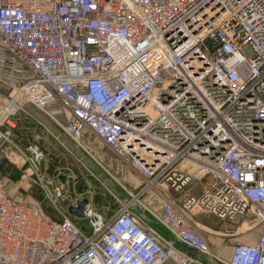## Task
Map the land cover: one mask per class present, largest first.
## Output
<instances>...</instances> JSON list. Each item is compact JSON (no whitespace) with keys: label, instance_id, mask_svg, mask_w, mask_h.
<instances>
[{"label":"built area","instance_id":"1","mask_svg":"<svg viewBox=\"0 0 264 264\" xmlns=\"http://www.w3.org/2000/svg\"><path fill=\"white\" fill-rule=\"evenodd\" d=\"M0 83V264H264V0H0ZM28 104L178 192L156 218L191 252L131 204L107 218L89 200L80 224L68 208L86 197L67 196L40 143L15 141ZM15 153L42 199L9 190ZM196 207L249 221L258 241L223 258Z\"/></svg>","mask_w":264,"mask_h":264},{"label":"rangeland","instance_id":"2","mask_svg":"<svg viewBox=\"0 0 264 264\" xmlns=\"http://www.w3.org/2000/svg\"><path fill=\"white\" fill-rule=\"evenodd\" d=\"M27 107L28 113H30L28 116L32 119H25L26 125L28 126V130H26L27 133L24 132V134H20L21 137H17V139H20L22 143L17 140L15 141L21 146H25L30 142H38L45 150L46 159L54 157L52 161L48 160L46 164L50 166V168H57V170L50 172L55 174L62 173L69 176L67 196L70 195L73 196V198L86 197L89 200H92L97 210L103 213L107 218L116 214L118 211H124L129 204L132 205L134 203L135 199L141 202L143 199H156L153 204L147 201V206H158L155 212L159 213L161 211L162 206L165 203V199L159 191H154V189H156V187L160 184H156L155 186L151 185L152 182H150V177H148L145 172L117 157L108 146L102 143L100 139L92 133H87L88 135L85 139V143L83 141L79 144L73 139H70L67 135H65L62 128V126L66 123V116L64 114H58L56 116L57 120H55L44 111L35 108L32 105L28 104ZM43 133L45 136L49 137V140L53 141L52 143L54 146L47 148L45 146L46 144L42 145L41 142L43 139L39 136L43 135ZM53 134L56 137H62L65 145H69V148L72 151V153L69 154L70 156L67 158L61 157L59 151H63L64 148H67L66 146L63 147ZM64 152L68 153L67 150H64ZM15 154V157H12V161L4 158L1 163V170L9 186V190L11 193H16L20 197L29 200L42 198L43 194L41 196L40 187L31 182L30 178L29 179L32 185H28V177L24 173L28 164L19 168L18 166L23 165L24 161L17 156L18 153ZM94 157L98 158L99 163L94 160ZM79 159L85 165L80 166ZM191 173L197 178L192 189L195 193L196 183H200L201 180L206 181V178L203 177L200 179L202 177L200 169H193ZM18 186H20V188H18ZM145 187L146 189H144ZM200 188L201 186L197 187V192L201 190ZM133 195L135 197H131ZM65 199L66 197L60 201L62 206L65 205ZM196 208L203 211L204 214L208 216L210 215V217L220 223L236 225V229L242 221L221 219L201 207ZM79 223L85 226L88 224L87 220L83 218L79 220ZM248 224L251 223L248 222ZM248 224L246 223L244 228L240 230L243 231L244 229H247ZM228 227L230 229L232 226L229 225ZM231 237L232 241L230 244L233 241H241L236 236Z\"/></svg>","mask_w":264,"mask_h":264},{"label":"crops","instance_id":"3","mask_svg":"<svg viewBox=\"0 0 264 264\" xmlns=\"http://www.w3.org/2000/svg\"><path fill=\"white\" fill-rule=\"evenodd\" d=\"M5 91V87L2 83H0V92ZM66 116V114H64ZM67 118V117H66ZM25 119H32L31 117L28 116H24L22 117V122H21V129L22 128H27L28 126L26 125V121ZM32 121V120H31ZM33 122V121H32ZM63 128V126H62ZM63 132L65 133V135H67L70 139H72L64 130L63 128ZM18 131V133L15 135V140H17L18 142L22 143L20 139H17V137H21V135ZM41 139H43V141L41 142L42 145H45L47 148L54 146L53 145V141L49 140V137L45 136L44 133L43 135L39 136ZM57 140L60 142V144L64 147L66 146L67 149H63V151H59V154L61 155L62 158H67L68 156H70L69 154L72 153L71 149L69 148V145H65V143L63 142L62 137H56ZM39 141V140H38ZM86 141L84 140V143ZM23 145V144H22ZM84 145V144H83ZM26 146V145H25ZM23 146V147H25ZM84 147V146H83ZM85 149V148H84ZM64 150H67L68 153H65ZM94 160L99 163L98 158L94 157ZM80 161V166L81 165H85L84 163H82V161L79 159ZM47 168L50 169L49 171H55L57 170V168L53 169L50 168V166H48L46 164ZM19 168L22 167V165L18 166ZM68 176V175H67ZM26 177V176H25ZM69 178V176H68ZM28 181V185H32V183L30 182V179L28 177L27 179ZM205 180V179H204ZM205 182L206 181H200V183H196L195 185V194H200L202 193L204 186H205ZM69 184V181H68ZM22 186V185H21ZM160 186V187H159ZM158 187H156V189H154V191H159L161 193V195H163V198L165 200L168 201H172L175 205L179 206L180 205V194L178 192H176L175 190H173L171 187H169L168 185H164V184H160ZM201 186V190L199 192H197V187ZM18 188H20V186H18ZM41 196H42V191L40 192ZM13 194V193H12ZM14 196H18L20 197L18 194L14 193ZM134 196V195H133ZM43 197V196H42ZM132 197V196H131ZM42 199V198H39ZM156 199L153 198H148L147 200L143 199V201H139V200H134V203L132 204V210L135 211L140 219L143 221V223H145L146 225L156 229L158 231V233L165 238L166 240L173 242L175 245H177L179 248L191 252L188 247H186L183 243H181L178 239H176L174 237V235L163 225L161 224L158 219L156 218V213L155 210L157 209L158 206H154L152 205L154 203ZM147 201L151 202L150 204L152 206H147ZM69 210V208H68ZM160 213V212H159ZM192 219L195 222V227L196 229L205 232L208 237H210L209 241L210 244L212 246V248L214 249L215 252H217L218 254H220L223 258H230L231 256V251H232V244H230V242L232 241V237L231 236H236L237 238H239L241 241H244L246 243H255L256 241H258L259 236H260V228H252L250 224H248L249 221H241L240 225H238V228L236 229V225L234 224H229L230 226H232L229 229V225L228 224H223L218 222L217 220L213 219L212 217H210V215H206L204 214L203 211H201L200 209L195 208V211L192 212ZM248 224V228L244 229L243 231H241L240 229L244 228L245 224ZM229 236V237H227ZM231 239V240H230ZM236 240V239H233ZM197 258L202 259L203 261H206V257L204 255H200V253L195 254ZM172 264V263H170ZM195 264H200V263H196Z\"/></svg>","mask_w":264,"mask_h":264},{"label":"water","instance_id":"4","mask_svg":"<svg viewBox=\"0 0 264 264\" xmlns=\"http://www.w3.org/2000/svg\"><path fill=\"white\" fill-rule=\"evenodd\" d=\"M65 177L62 176V179ZM89 202L88 198L82 199L78 201L76 206H70L69 212L75 218H83L85 216V206Z\"/></svg>","mask_w":264,"mask_h":264},{"label":"bare ground","instance_id":"5","mask_svg":"<svg viewBox=\"0 0 264 264\" xmlns=\"http://www.w3.org/2000/svg\"><path fill=\"white\" fill-rule=\"evenodd\" d=\"M195 169H197V167H195ZM190 171H192V170H190ZM132 206V205H131ZM132 208V207H131ZM173 245H175L173 242H171ZM176 246V245H175Z\"/></svg>","mask_w":264,"mask_h":264}]
</instances>
